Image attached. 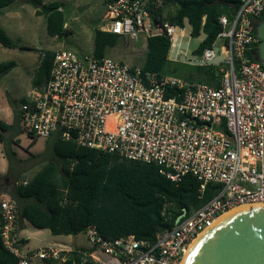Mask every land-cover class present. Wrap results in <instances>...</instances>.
<instances>
[{"label": "built area", "instance_id": "built-area-1", "mask_svg": "<svg viewBox=\"0 0 264 264\" xmlns=\"http://www.w3.org/2000/svg\"><path fill=\"white\" fill-rule=\"evenodd\" d=\"M238 2L231 20L218 19L217 38L223 40L218 55L214 41L195 63L218 68V88L142 73L141 67L107 56L57 50L44 90L31 88L22 99L21 128L31 140L59 136L79 147L152 164L175 184L191 176L200 194L208 184L220 186L212 199L156 233L152 242L134 235L104 239L94 226L86 227L89 247L78 251L79 264H182L191 242L217 218L247 205L264 209V64L258 61L261 40L255 31L264 0ZM104 5L101 31L131 41L165 36L167 60L181 55L180 40L189 32L153 14L156 0H104ZM217 56L221 60L213 63ZM169 206L163 204V223L172 218ZM17 224V205L1 197L2 246L19 258L16 264H29L19 254ZM69 252L48 247L32 255L60 264Z\"/></svg>", "mask_w": 264, "mask_h": 264}, {"label": "trees", "instance_id": "trees-1", "mask_svg": "<svg viewBox=\"0 0 264 264\" xmlns=\"http://www.w3.org/2000/svg\"><path fill=\"white\" fill-rule=\"evenodd\" d=\"M158 1L160 5L153 14L161 16L162 7H173L174 11L163 17L165 21L181 28L186 22L191 38L203 34L202 41L193 51L197 56L209 48L222 31L218 19L225 16L231 20L239 7L238 0ZM20 3L30 4L35 16L46 17L48 36L61 38L68 33L63 27L58 2L44 4L42 0H0V10ZM119 39L117 35L96 29L92 55L96 58L105 56ZM0 45L8 49L27 50L13 42L1 27ZM169 46L165 36L147 38L141 72L165 75L163 68L169 62ZM53 56L54 51L42 52L32 80L33 88L39 87L48 78ZM13 67V61L0 63V77ZM221 77L222 73L215 66H197L195 75L190 76L188 81L218 88ZM23 102L21 99L20 104ZM18 117L20 121V113ZM8 128L9 125L0 122L1 143L2 133ZM52 153L60 165L48 161L34 176L16 184L12 196L20 202L18 220H26L37 229L48 230L53 236H75L83 233L86 227L94 226L104 239L134 235L137 239L152 242L156 233L174 227L176 217L183 210L188 214L200 208L220 189L219 185L208 184L200 194L199 183L191 176H184L175 184L152 164L128 161L79 147L73 140H64L59 136H53ZM3 178L0 176L4 182ZM6 184L4 182L5 187ZM164 203L170 205L172 212V218L167 223H163L161 217ZM80 250H71L60 264H79ZM18 260L2 246L0 239V264H16Z\"/></svg>", "mask_w": 264, "mask_h": 264}, {"label": "rangeland", "instance_id": "rangeland-1", "mask_svg": "<svg viewBox=\"0 0 264 264\" xmlns=\"http://www.w3.org/2000/svg\"><path fill=\"white\" fill-rule=\"evenodd\" d=\"M45 4L58 2L63 16L64 30L68 33L61 38L50 37L46 33V17L34 16V9L30 4H16L18 11L8 13L6 17H0V27L7 36L18 46L26 47L8 49L0 45V63L14 62V67L0 77V122L9 125L7 131L2 133L0 142V174L4 175L0 180V198L10 197L17 207L19 200L12 196L13 187L34 176L48 161H60L52 153L53 138L32 140L23 132L19 121L20 100L31 90L32 80L35 77L36 68L44 51H69L77 56L92 55L93 35L96 29L105 24L103 16L105 5L103 0H42ZM159 6V2L157 1ZM5 11V10H4ZM173 7H162L161 14L166 16L172 13ZM185 31L190 27L184 25ZM203 39V34L197 38H184L180 40L181 55L173 57L164 66L165 75L172 76L182 81H188L195 75V63L201 57L194 55L193 51ZM144 39L131 41L120 38L117 45L108 49L105 56L133 67H141L145 56ZM222 39L216 38L215 50L218 55L222 45ZM177 51V48L174 49ZM172 53V56L174 54ZM171 59V58H170ZM217 56L213 63L219 62ZM13 155V156H12ZM20 237L24 238L19 246V252L27 258L29 264H47L33 257L37 250L48 247L66 250L86 249L89 247L83 233L75 236H53L47 230H35L25 225Z\"/></svg>", "mask_w": 264, "mask_h": 264}, {"label": "water", "instance_id": "water-1", "mask_svg": "<svg viewBox=\"0 0 264 264\" xmlns=\"http://www.w3.org/2000/svg\"><path fill=\"white\" fill-rule=\"evenodd\" d=\"M255 31L261 40L258 61L264 64V15ZM46 79L40 85L44 90ZM177 216V224L185 216ZM182 264H264V209L259 204L236 208L199 235Z\"/></svg>", "mask_w": 264, "mask_h": 264}, {"label": "crops", "instance_id": "crops-1", "mask_svg": "<svg viewBox=\"0 0 264 264\" xmlns=\"http://www.w3.org/2000/svg\"><path fill=\"white\" fill-rule=\"evenodd\" d=\"M104 1V0H103ZM158 0H156V2H157ZM159 2V1H158ZM42 3H44L43 1H42ZM45 4V3H44ZM18 8L19 7H17L16 8V6H12V7H8V8H5V9H2V10H0V17H6V16H8V13H16V11H18ZM33 8V7H32ZM34 9V8H33ZM5 10V11H4ZM34 12V11H33ZM33 15H34V13H33ZM35 16V15H34ZM204 21V18H202V22ZM185 23L186 22H184V25H185ZM65 24V23H64ZM101 27V26H100ZM99 27V28H100ZM185 27V26H184ZM189 33H190V30H189ZM144 45H145V41H144ZM145 50H146V48H145ZM53 138V137H52ZM0 176H4V175H2V174H0ZM22 204V203H21ZM18 208V207H17ZM25 225H29L32 229H35V230H45V229H37V228H35V227H33L29 222H27L26 220H18V224H17V226H18V230H17V236H18V239H19V244H18V249H19V246H20V244L23 242V241H25L24 240V238H21L20 237V233L23 231V228L25 227ZM48 231V230H47ZM49 232V231H48ZM50 233V232H49ZM66 250V249H65ZM72 250H80V249H72ZM68 251V250H67ZM69 251H71V250H69ZM19 254H20V252H19ZM20 256H22L21 254H20Z\"/></svg>", "mask_w": 264, "mask_h": 264}, {"label": "bare ground", "instance_id": "bare-ground-1", "mask_svg": "<svg viewBox=\"0 0 264 264\" xmlns=\"http://www.w3.org/2000/svg\"><path fill=\"white\" fill-rule=\"evenodd\" d=\"M225 215V214H224ZM223 217V215L222 216H220L219 218H217L212 224H214V223H216L219 219H221ZM201 235V234H200ZM195 241V240H194ZM194 241H192L191 242V244H190V246H189V248H188V251L186 252V254H185V257H186V255L188 254V252H189V249H190V247H192V244L194 243ZM184 257V258H185ZM184 260V259H183Z\"/></svg>", "mask_w": 264, "mask_h": 264}]
</instances>
